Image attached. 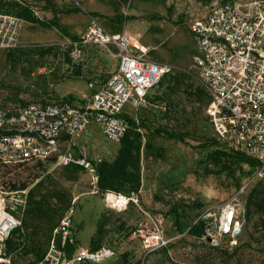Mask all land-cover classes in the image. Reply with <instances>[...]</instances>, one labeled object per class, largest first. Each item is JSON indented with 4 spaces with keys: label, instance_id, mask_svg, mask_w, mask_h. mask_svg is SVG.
I'll list each match as a JSON object with an SVG mask.
<instances>
[{
    "label": "rangeland",
    "instance_id": "374dc122",
    "mask_svg": "<svg viewBox=\"0 0 264 264\" xmlns=\"http://www.w3.org/2000/svg\"><path fill=\"white\" fill-rule=\"evenodd\" d=\"M230 1L0 0V10L19 15L28 10L55 23L24 20L18 47L0 50V106L80 100L92 93L90 81L117 70L119 58L98 45L86 46L79 62L69 55L70 41L84 33L92 18L111 33L138 37L151 60L172 67L150 90L148 105L135 110L137 125L121 142L107 138L96 124L74 138L73 153H84L96 170L105 163V171H112L121 148L131 151L132 164L120 169L122 176L112 188L136 191L139 204L123 211L109 208L105 189L99 183L95 187V173L74 164L44 169L33 163H0V189L25 181L29 190L22 226L9 241L16 262L43 256L54 228L71 213L76 242L66 245L67 253L88 245L116 252L102 262L84 264H264V174L259 166L222 159L215 152L238 150L222 144L215 133L207 116L210 94L193 64L199 52L190 23L213 3ZM202 143L208 146H197ZM242 188L247 205L243 231L224 252V238L212 240L215 219L222 204ZM208 209L213 214L204 220ZM139 229L161 231L171 242L146 253ZM61 238L56 235L57 241Z\"/></svg>",
    "mask_w": 264,
    "mask_h": 264
},
{
    "label": "built area",
    "instance_id": "2783aa9c",
    "mask_svg": "<svg viewBox=\"0 0 264 264\" xmlns=\"http://www.w3.org/2000/svg\"><path fill=\"white\" fill-rule=\"evenodd\" d=\"M23 18L0 10V50L19 45ZM199 55L193 64L201 83L210 94L207 116L222 144L259 161L264 174V0L215 2L190 23ZM90 44L103 47L119 58L117 70L99 81H90L92 93L83 99L73 97L47 103L0 106V162L29 164L52 160L53 166L77 165L95 173L96 163L84 153L74 154V138L91 125H99L105 136L121 142L131 126L127 107L138 111L148 105V94L172 71L168 64L149 58V48L138 37L126 32L111 33L92 18L84 33L69 43L72 60L82 59ZM29 190L0 189V264H80L99 263L116 255L108 246L78 247L68 255L65 247L75 244L71 213L54 228L46 253L29 263L15 261L9 248L13 233L22 226ZM98 192V190H96ZM245 189L235 192L221 206L215 219L217 242L225 237L231 244L241 235L246 217ZM109 208L126 210L139 204L134 190L116 192L106 189ZM213 211L207 210L203 219ZM146 253L170 244L161 231L139 229ZM61 235L57 241L56 235ZM22 248V245L20 246ZM19 248V249H20Z\"/></svg>",
    "mask_w": 264,
    "mask_h": 264
},
{
    "label": "trees",
    "instance_id": "16d2710c",
    "mask_svg": "<svg viewBox=\"0 0 264 264\" xmlns=\"http://www.w3.org/2000/svg\"><path fill=\"white\" fill-rule=\"evenodd\" d=\"M1 6L4 8L3 5H1ZM91 15L92 16H96V13L93 12V13H91ZM20 16L23 18V20L29 21L31 23H40L43 26H49V25L55 24L54 22L52 23L51 21H46V20L39 19L38 17H36L33 14H31L30 11H28V10L22 11L20 13ZM73 38H76V37H73ZM128 121H129V124H130L131 127L137 125L135 120L132 119V118H129ZM144 127H146V126H144ZM154 133L160 134L161 131L160 130H156ZM171 136L174 137L175 139L181 141V142H184L183 141V137H180V136H177V135H174V134H172ZM197 146H208V144L207 143H202V144H199ZM215 152L222 159L223 158L224 159H228V158H231V157H235L237 160L245 162V163H248V164L253 165V166H258L260 164L258 160L246 155L245 153H243L241 151L240 152H238V151L237 152H229V151L217 149ZM132 161H133V157H132L131 151L128 148H126V147H122L120 152H119V154L117 155V158H116L115 162H114L115 167H114V169L112 171H108V172L105 171V166H106L105 163H102L99 166V168H98V174H99L98 183H99V185L105 190L106 189L115 190V189L112 188V186H113V182L118 180V179H120L121 176H122L121 173H120L121 172L120 169L122 171H124L127 165L132 164ZM52 162H53L52 160H48V161H45V162H40V161L39 162H35L33 164H34V166L42 167V168L45 169V168L49 167L50 165H52ZM0 163H2V162H0ZM2 164H4V163H2ZM4 165L6 166L8 164H4ZM24 165L25 164H13V166H15V167H21V166H24ZM27 187H28V184L24 181V182H21L19 184L13 183L10 186L9 190H23V189H26ZM224 240L228 243V245H226V248L225 249H221L222 247H217V248L221 249V250H224V252H228V248H229L228 246H232L231 238L230 237H225ZM93 248H97V247H93Z\"/></svg>",
    "mask_w": 264,
    "mask_h": 264
},
{
    "label": "crops",
    "instance_id": "0c3cea01",
    "mask_svg": "<svg viewBox=\"0 0 264 264\" xmlns=\"http://www.w3.org/2000/svg\"><path fill=\"white\" fill-rule=\"evenodd\" d=\"M127 113H126V118L129 119V118H132L133 119V114L135 113V109H132L130 106L127 107ZM73 151V149H72ZM75 154V153H74ZM77 155V154H76ZM131 190V189H128V191ZM126 191V192H128ZM78 247H82V246H77V247H74L72 248V250L74 251L75 248H78ZM86 247H92L91 245H88ZM72 253V251L70 253H68V255H70ZM80 264H84V263H80Z\"/></svg>",
    "mask_w": 264,
    "mask_h": 264
}]
</instances>
